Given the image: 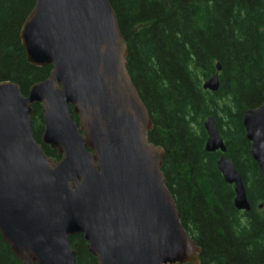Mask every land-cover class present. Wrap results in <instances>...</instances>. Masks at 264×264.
Returning <instances> with one entry per match:
<instances>
[{"label": "water", "instance_id": "water-1", "mask_svg": "<svg viewBox=\"0 0 264 264\" xmlns=\"http://www.w3.org/2000/svg\"><path fill=\"white\" fill-rule=\"evenodd\" d=\"M19 40L29 65L51 71L27 96L0 83V237L13 256L20 264H75L68 241L82 236L96 264H199L201 250L165 186V152L148 142L153 124L108 0H35ZM216 72L202 90L218 91L219 64ZM242 125L264 187V103L246 110ZM203 128L204 150L220 153L216 167L233 187L234 208L249 212L212 116Z\"/></svg>", "mask_w": 264, "mask_h": 264}, {"label": "trees", "instance_id": "trees-1", "mask_svg": "<svg viewBox=\"0 0 264 264\" xmlns=\"http://www.w3.org/2000/svg\"><path fill=\"white\" fill-rule=\"evenodd\" d=\"M108 2L127 45L128 74L153 124L148 142L165 152V186L181 226L201 250L199 264H264V187L242 125L244 112L264 103V0ZM34 3L0 0V83L18 85L22 96L51 71L29 65L20 44ZM216 64L219 89L210 93L201 85L217 73ZM210 116L240 174L247 213L234 208L233 187L216 167L220 153L204 150L203 122ZM30 118L40 144L39 105ZM42 151L60 159L55 150L42 145ZM68 242L75 264H96L82 236ZM0 264H20L1 237Z\"/></svg>", "mask_w": 264, "mask_h": 264}]
</instances>
